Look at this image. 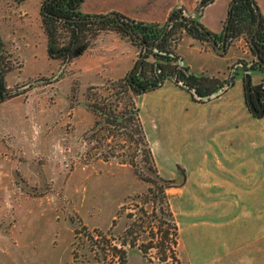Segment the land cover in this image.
<instances>
[{"label":"rangeland","instance_id":"374dc122","mask_svg":"<svg viewBox=\"0 0 264 264\" xmlns=\"http://www.w3.org/2000/svg\"><path fill=\"white\" fill-rule=\"evenodd\" d=\"M8 1L11 2L0 0V35L9 53L7 57L14 65L7 81L38 79V83L25 93L0 103V264H122L119 252L122 250L126 252L127 264H160L155 249L149 252L150 260L147 261L137 248L121 244L130 223L127 214H132L136 220L142 217L141 208L149 207L144 201L150 196L138 197L146 191V184L136 177L130 166L120 164L119 158L104 161L103 149L86 134L94 123L93 114L85 106L87 89L100 88L110 76L114 81L125 77L124 71H120L124 62L119 61L128 55L120 51L113 55L114 59H104L103 52L98 49L101 42H95L91 46L92 60H89L92 56L85 53L62 66L48 56L47 38L39 19L40 1L24 0L20 6H11ZM109 1L125 8H130L134 2ZM154 1L153 6L144 4L139 8L140 16L144 20H161L157 23L161 25L171 9L180 5L190 10L198 0H160L164 7ZM254 1L264 20V0ZM230 2L213 0L197 21L211 33L220 34ZM95 3L96 0H90L87 5L95 6ZM237 49L232 46L226 56ZM176 50L184 63L197 70L196 73L217 77L232 70L227 66L223 69L224 57L187 35L182 36ZM100 59L110 65H104ZM17 85L11 89L21 87ZM160 88L140 96L139 117L145 134L160 129L172 132L168 148L162 153L172 167L160 163L158 169L163 178L170 179L173 174L179 182V173L184 170L179 164L186 161L188 145L185 140L189 136L188 133L179 135L178 131L192 127V133H196L198 128L214 127L213 112L206 106L211 101L193 102L188 96L187 103L196 107L198 103L202 107L188 109L183 105V96L173 99L166 92L156 91ZM157 92L159 112L150 105ZM240 93L235 84L223 95L240 96ZM189 112L202 123L194 125L189 120L184 123L182 118ZM239 122L242 119L232 120L229 127H236ZM112 141L111 146L119 145L117 149H120L118 138ZM149 144L152 147L150 141ZM153 148L156 153L160 150L158 143H154ZM196 152L192 151V156ZM185 170L191 178L187 184L190 192L195 187L194 175L190 169ZM187 196L172 198V209L182 211L189 202L193 209L200 208L197 202L188 201ZM199 216L210 215L203 212ZM201 217L198 219L207 221ZM143 225L137 244L150 241L151 226ZM204 225L203 236L198 242L201 251L193 247L188 249L182 240L181 249H178L181 258L189 256L191 250L192 255L200 253L210 262L213 253L207 231L209 225ZM183 233L182 230V236ZM158 239L156 237L154 243ZM169 264H179L177 255L175 260L169 259Z\"/></svg>","mask_w":264,"mask_h":264},{"label":"crops","instance_id":"0c3cea01","mask_svg":"<svg viewBox=\"0 0 264 264\" xmlns=\"http://www.w3.org/2000/svg\"><path fill=\"white\" fill-rule=\"evenodd\" d=\"M157 1L163 7L165 6L162 1ZM87 2H90V0H85L80 7V12L85 15H105L115 12L136 21L148 23L161 21L157 19L144 20L140 16L139 8L144 7V4L145 6L155 5L154 0H134L130 4V8H125L121 4L109 0H96L95 6L94 4L87 5ZM95 42L96 44L101 42L98 49L103 52L102 58L104 59L107 57L114 59L115 56L113 55L115 53L124 51L128 57L119 61L124 62L120 71H124L125 74L130 72L137 60L138 50L136 48L110 31L100 34ZM91 46L82 55L87 53L92 56L94 52ZM239 52L246 54L245 49L239 48ZM240 53L234 51L224 56L223 69L235 59L244 56ZM93 56L89 57V60H92ZM104 59H100L99 62L110 65ZM185 64L194 74H202L196 73L197 70H194L189 63ZM216 78L221 80L224 76L220 75ZM18 79L7 81L6 77L7 88H12L16 84L22 85L29 81H18ZM105 80L114 79L110 76ZM235 84L241 91L240 96L226 94L206 105L213 112L211 122L214 127L210 129L198 128L196 133H192V127H189V129L185 127L178 131L179 135L188 133L189 139L185 140L188 145L186 151L188 155H186V161L179 164L184 167V170H181L178 176L180 181L175 180L173 172L170 173L172 175L168 180L174 181L173 185L166 190V194L170 213L178 228L177 258L179 264H264V116L254 117L247 110L240 82L236 81ZM159 90L166 92L173 99L174 97L183 96L185 98L183 105L188 109L196 107V105L186 102L189 95L185 91L170 82H165L156 91ZM158 94L159 92L155 93L153 95L154 100L150 102L151 108L157 112L160 111L156 101ZM144 96L145 94H143ZM139 98L137 99L138 107ZM198 107L202 108L197 103L196 108ZM237 109L240 111H237ZM235 119H242V122H239L236 127H229L230 122L235 121ZM183 120L184 123L189 120L194 125L195 123H202L198 121L197 116L195 117L190 112L182 118ZM171 134V131L163 129L153 130L145 134L148 144L149 141L152 143V147L150 144L149 146L160 176L158 169L160 163L172 167L166 154H162L168 148V137ZM154 143H158L160 146L157 153L153 148ZM192 151H197L194 156L191 154ZM185 168L190 169V173L194 175L192 182L195 187L190 192L187 184L190 183L191 178ZM184 194L188 195V201L197 202L196 206L200 208L193 209L192 204L189 202V205H186L182 211H174L171 207V199L174 197L175 199H182ZM203 212L210 216L202 218L199 214ZM198 217L208 222L201 221ZM179 220L183 221L182 225ZM185 220L190 221L191 224L187 225ZM204 224L209 225L207 231L213 253L210 262H207V259L200 253L192 255L191 250L189 256L181 258L178 249H181L182 240H185L188 249L193 247V250L199 249L201 251L198 242L199 238L203 236L204 227L202 226H205ZM182 230L184 232L183 236ZM202 252L205 253V250L203 249Z\"/></svg>","mask_w":264,"mask_h":264},{"label":"trees","instance_id":"16d2710c","mask_svg":"<svg viewBox=\"0 0 264 264\" xmlns=\"http://www.w3.org/2000/svg\"><path fill=\"white\" fill-rule=\"evenodd\" d=\"M210 1L202 0V5L205 6ZM78 7L77 5L72 13L52 10L53 16L41 17V28L47 38L49 58L69 63L81 56L100 34L107 31L117 33L122 39L139 48L138 58L140 57L143 50L142 45L133 39L114 19L79 24L59 18L64 16L86 17L79 13ZM254 8L253 0H236L229 13V32L238 28L241 31L240 33L250 37L257 23V13ZM125 24L147 45L154 44L163 31V26L157 23L131 21L127 18ZM190 33L194 38L203 40L198 34ZM255 41L256 37H254V43H256ZM165 42L164 40L158 48L166 49ZM163 46L165 47L163 48ZM145 52L146 56L151 54L150 51L146 50ZM151 68L144 61L143 70L151 72ZM203 86L206 89L200 94H206L216 88V84L211 82H206ZM142 94V92L129 85L127 76L115 81L107 80L100 88L89 87L85 94V106L93 114L94 123L86 134L90 136V141H95L103 149L104 161L119 158L120 164L130 166L136 177L147 185V187L145 185L146 191L138 197L150 196L149 199L144 201V204L149 207H142L140 210L142 211V217L136 220H133L134 216L132 214H127L126 217L130 220V223L125 231V240L122 241V246L126 247L128 244V247L137 248L147 261L149 252L155 249L158 254L156 257L158 263L169 264V259L175 260L178 245V228L170 213L166 194V190L173 185V182L159 175L151 148L146 140L139 117L140 111L135 101V98ZM116 137L120 149H117L119 145L111 146V143L114 142L112 140ZM144 218L148 219L149 222H146ZM143 223H148L151 226L149 231L150 241L137 244L138 236L144 228ZM156 237L159 239L157 243H154L153 240ZM119 252L122 255V264H126L125 250Z\"/></svg>","mask_w":264,"mask_h":264},{"label":"flooded vegetation","instance_id":"af4514ba","mask_svg":"<svg viewBox=\"0 0 264 264\" xmlns=\"http://www.w3.org/2000/svg\"><path fill=\"white\" fill-rule=\"evenodd\" d=\"M10 1L11 2L9 1L8 2L11 4V6H13V4H15L16 6H20L21 2H23L24 0H10ZM39 1H40L39 19L41 25H42L41 17L44 18L45 16H50V17L53 16L54 14L52 13V10H59L62 12L72 13L77 5L79 6L78 11L81 15H84L86 17L103 16V15L82 14L80 12V7L85 0H39ZM212 1L213 0H211L205 6H203L202 0H198L196 6L190 10L180 5L171 9L169 14L167 15L165 23L161 24L163 26L162 34L160 35L159 39L152 45H147L146 43H144L142 39L136 33H134V31L131 28H129L125 24V22H127V18L128 20L130 19L131 21L132 20L136 21V20L126 17L120 13H116L120 21L124 24V26H122L119 23V20H117V18L115 17L108 18V19H114L119 26L123 27L132 36L133 39H135L138 43L142 45L143 50L140 57L142 55H145L146 58L144 61H146L152 67L151 72H145L142 67L139 74L132 78V82L136 83L138 86L144 89V91H141L129 81V75L134 70L137 62L140 59V57L138 58L140 50L139 48L134 46L131 42H128L126 40L128 43H130L134 48L138 50L137 60L133 68L130 70V72L126 74L128 83L135 90L145 94L146 92L153 91L157 88L162 87L165 82H170L174 84L176 87L185 91L193 101L203 103L221 97L226 91H228V89H230L235 85L236 81H239L242 88L243 97L247 110L254 117L264 116V20L259 12L258 6L256 5V2L253 0V5L255 7L254 9L257 13V19H256L257 23L250 37H247L245 34L240 33L241 31L238 28L232 30V32H229L228 30L230 26L229 13L230 10L233 8L236 0H231L229 4L226 19L223 22L222 32L220 34H214L211 33L205 26H202L197 21V17H200L202 15L203 9L207 5L212 3ZM176 8L177 10H174ZM110 13H115V12H110ZM118 14L122 16H119ZM59 18L62 20L64 19L79 24L83 22L89 23L83 21L85 17L64 16ZM138 22H142V21H138ZM198 25H200V28L198 27ZM129 30H131L136 35V38L133 37L132 33H130ZM189 31L192 32L194 35L198 34L201 37V39H203L204 41L194 38ZM184 34L204 45L206 44L212 51H214L220 57L226 56L228 50L232 46H235V48L237 49L236 46L238 43L240 44L239 48H241L242 50L244 49L246 50V54H244V52L240 53L239 48L235 50L236 53L238 54L240 53L244 56L242 57L240 56L239 58L235 59L230 65L227 66L229 67V70L230 69L232 70L228 74H226L224 78L221 80L216 77L206 76L203 73L197 75L190 70V68L183 62L181 57L176 53L177 45L179 44V41L182 40V36ZM254 37H256V41H255L256 43H254ZM164 40L166 41L165 44L167 48L159 49L158 47L162 45ZM224 45H226L225 48H222ZM164 47L165 46H163V48ZM146 50L150 51L151 54H148L146 56V52H145ZM7 55H9V53L7 52L4 46L2 35H0V103L4 102L5 100L11 99L14 96H18L19 94L25 93L28 89L37 85L38 83V79H34L32 81L29 80L28 82H25L24 84L21 85L20 88L17 87L18 89L16 90L7 88L6 77L10 72V70L14 67V65L10 63L11 61L7 57ZM58 61L61 63L62 66H66L67 64L70 63V62L69 63L61 62L60 60ZM246 76H249L251 79L250 93H247V86L245 82ZM180 82H183L185 85H187L189 89H194L198 97H201L202 99L196 100L188 89H185L180 86L179 84ZM206 82L215 83L216 88L206 94H200V92L205 91L206 88L203 86V84ZM150 86H155V87L153 89L147 90V88ZM21 88H24V90L21 92L13 93L14 91H20ZM222 90H224L223 93L219 94L215 98L207 101L203 100V98L208 97L210 95H214ZM140 96L136 97V100ZM255 113L258 114V116H255L254 115ZM127 246L129 245L127 244Z\"/></svg>","mask_w":264,"mask_h":264},{"label":"water","instance_id":"95a60500","mask_svg":"<svg viewBox=\"0 0 264 264\" xmlns=\"http://www.w3.org/2000/svg\"><path fill=\"white\" fill-rule=\"evenodd\" d=\"M174 10H177V8L174 9ZM112 17L117 18V20H119V23H120L122 26H124V24L120 21V19L118 18V16H117L116 13H108V14H106V15H103V16H96V17H85V18L83 19V21H85V22H99V21H102V20H105V19H108V18H112ZM69 20H72V19H69ZM198 27L200 28V25H198ZM129 32L132 33V35H133L134 38H136V35H135L131 30H129ZM164 34H165V32H164ZM164 34H163V35H164ZM209 38H210V36H209ZM225 46H226V45H224L222 48H225ZM223 50H224V49H223ZM144 60H145V55H142V56L140 57L139 61L137 62V64H136L134 70H133V71L131 72V74L129 75V81H130V82H131L136 88L140 89L141 91H144V89L141 88L140 86H138L136 83L132 82V78L135 77V76H137V75L139 74V72L141 71V69H142V67H143V62H144ZM250 81H251L250 77H249V76H246V78H245V82H246V86H247V93H250ZM179 84H180L181 87H183V88H185V89H188V90L192 93V95L194 96V98H195L196 100L202 99L201 97H198V95L196 94V92H195L194 89H189V87H188L187 85H185L183 82H180ZM154 87H155V86H150V87L147 88V90L153 89ZM22 89H24V88H21L20 90H22ZM223 91H224V90H222V91H220V92H218V93H216V94H214V95H210V96H208V97H205V98H203V100H204V101H207V100L213 99V98H215L216 96H218L219 94L223 93ZM16 92H19V91H14L13 93H16ZM254 115H255V116H258V114H256V113H255ZM259 115H262V114H259Z\"/></svg>","mask_w":264,"mask_h":264}]
</instances>
